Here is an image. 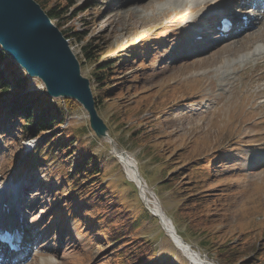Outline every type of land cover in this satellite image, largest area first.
I'll use <instances>...</instances> for the list:
<instances>
[{
    "label": "rangeland",
    "instance_id": "rangeland-1",
    "mask_svg": "<svg viewBox=\"0 0 264 264\" xmlns=\"http://www.w3.org/2000/svg\"><path fill=\"white\" fill-rule=\"evenodd\" d=\"M51 1L61 3L60 31L71 35L68 46L92 94L96 64L85 59V49L98 62L112 63L104 83L108 99L96 108L97 116L116 146L136 160L177 231L213 264H264V40H257L264 29L221 43L208 32L199 46L192 43L202 31L195 22L213 11L205 13L203 5L186 12L173 0H72V6ZM234 2L225 11L236 19ZM27 79L26 90H45L38 77ZM10 92L0 93V190L25 183L28 228L25 257L13 264H123L115 258L125 241L150 245L148 262L133 264H192L146 212L83 106L68 112L60 126L82 131L78 144L68 148L70 156L37 158L48 133L24 132L22 120L5 116ZM51 97L55 104L66 98ZM81 151L100 163L96 191L106 187L118 204L112 211L129 215L123 223L131 229L120 228L125 236L119 241L108 236L119 228L112 213L103 215L112 222L106 224L97 202L90 212L86 197L67 193L64 175ZM223 245L235 252L233 261L220 262L216 247Z\"/></svg>",
    "mask_w": 264,
    "mask_h": 264
},
{
    "label": "trees",
    "instance_id": "trees-1",
    "mask_svg": "<svg viewBox=\"0 0 264 264\" xmlns=\"http://www.w3.org/2000/svg\"><path fill=\"white\" fill-rule=\"evenodd\" d=\"M43 11L47 14L49 19L60 29V25L57 20L61 18L64 13H62L63 8L61 7L60 1L57 4L52 3L51 0H35ZM69 6H72L74 2L72 0L68 1ZM68 8V6L66 7ZM66 10V9H65ZM65 12V11H64ZM56 22V23H55ZM65 37H69L64 32H62ZM94 51L85 49V59L87 61H93L95 67L93 69V79L96 82L94 86L97 91L93 94V99L95 107L98 108L104 100L108 99L109 90L107 89L105 81L107 77V72L112 68V63L109 61L102 60L98 62ZM16 63L0 48V93L10 92L9 104L7 106L5 116L10 120H22L21 129L24 132L30 134H39L44 136L40 147L37 149V158H41L44 154H55L57 159L68 158L70 153H68V148L71 147L72 143L78 144L77 135L82 131L67 129L65 127H60L64 123V118L66 114L70 111L76 110L79 106L77 101L71 98H65L63 102L55 104L52 101V97L49 96L44 90L42 91H30L26 90L28 87V79L23 73H18L16 69ZM133 134V133H132ZM61 162V161H60ZM62 163H65L62 160ZM96 157L92 155L89 151L80 152L78 159H76L75 164L71 169H67L65 173V178L68 181L67 193H72L71 196L78 195V197H86L85 204L88 206L90 212L95 211L93 209V204L91 202H97L99 205L98 216L106 224L112 223L111 220L104 219L103 215L105 213L110 214L115 217L119 225L118 229L113 228L110 231V239L112 242L121 240L125 234H123L122 229H131L132 224L129 222L123 223V221L129 219V215L124 212L119 215V211L113 212L118 209V204L111 200L110 195L107 194V189H99L100 181V166ZM173 173L172 175H174ZM170 176L166 180L169 179ZM100 188V187H99ZM147 212V211H146ZM118 215V216H117ZM122 228V229H120ZM134 239V238H133ZM122 250L120 249L121 255L116 257V261L122 259L120 262L133 264L134 262L140 261L142 259L145 262L149 260V252L151 251L150 245H147L142 241L136 244H130L129 241H125L122 245ZM126 246V247H125ZM229 246H219L216 247L217 256L222 263V261H233V255L235 252L231 251ZM243 264V262L241 263Z\"/></svg>",
    "mask_w": 264,
    "mask_h": 264
},
{
    "label": "water",
    "instance_id": "water-1",
    "mask_svg": "<svg viewBox=\"0 0 264 264\" xmlns=\"http://www.w3.org/2000/svg\"><path fill=\"white\" fill-rule=\"evenodd\" d=\"M0 44L29 76L42 80L49 95L77 100L89 112L93 130L103 124L68 42L35 1L0 0Z\"/></svg>",
    "mask_w": 264,
    "mask_h": 264
},
{
    "label": "bare ground",
    "instance_id": "bare-ground-1",
    "mask_svg": "<svg viewBox=\"0 0 264 264\" xmlns=\"http://www.w3.org/2000/svg\"><path fill=\"white\" fill-rule=\"evenodd\" d=\"M148 1H150V0H148ZM173 1H175L176 3H179V5H182V6L184 5L183 8H184V11H186V12L189 11V10H193L194 11L195 8L201 7L200 5H203L204 8H206L205 13L207 11H212L213 10L211 13L205 14V16L202 17L201 20H198V21L195 22V25L196 26H199V25L202 26V31L199 33V37L200 38L198 40L194 39V41L192 42L193 44L198 43L200 40H202L205 37H207L206 34L209 31L212 32L211 29L214 28L213 27V22H214L213 20H214V18L212 17L213 12L215 10H218V11H220L219 14L223 16V15H225L227 13V11H225L227 9L226 8L227 4L234 2V0H230V2H226V0H215L214 3H211L212 0H173ZM128 2L131 3V1H128ZM244 3H245V0L243 2H241V1L236 2V0H235V2H234V4H236V5L238 4L239 5L238 7L240 8V11H242L241 15H247V19H246L245 23L243 22L241 24V26H247L248 27L250 23H251L250 26H252V21L251 20L254 19V18H257V19L259 18L260 19L259 22H257L254 25V28L251 29L250 31H254L255 28L258 31L261 30V29H264V14L263 13L262 14H259V13L254 12V11H248V13H247V11L242 6ZM216 6H217V8H216ZM222 16H220V17H222ZM242 20L243 19H240V22H242ZM235 29H236V27H234V29H232V32ZM240 37H242V36H239L238 38H240ZM257 40H260V41L261 40H264V35H260L257 38ZM206 43H207V45H209L208 42H206ZM57 96H63V95H57ZM94 130L96 131L97 134H99L103 138H105L107 140L110 139L109 138V135H108V131L104 127L103 124L97 125ZM113 149H114V152H115L116 157H118V159L121 162V164H122L125 172L127 173L128 177L131 180H133L134 182L139 183L140 186H141V188L142 187L144 188L145 186L143 185V181H142L140 175L138 174V171H137V168H136L137 166H136V163L134 161V158L132 156H130L129 154H127L124 150L117 149L116 147H114ZM20 186H22V188H23V185L22 184ZM5 187H9L8 190L10 191V187H11L10 183H7L5 185ZM147 189L150 190V188H147ZM147 189L141 190L140 196L146 201V203H150L149 202V199H148V196L145 193L146 191H144V190H147ZM3 202H6V203L9 202L8 193L6 191V188L0 190V203H3ZM151 208L154 210L155 213L159 214V216L161 217L162 225L165 228L171 229V227H170V224L171 223H169L167 221V219L165 218V217H167V215L165 214V212L163 211V209L160 207L159 203H153V205L151 206ZM5 216H6L5 219H7L8 221H11L12 220V216L10 214L9 215H5ZM169 234H171V237L173 239V242H174L176 248L178 250H180L183 253V255L186 258H188V260H190V262L192 264H206L200 258V256L194 250H192L191 247L188 246L187 243H184L183 241H181L179 239V237H177V233L174 234L173 232H171ZM9 260H11V259H9V257H8V259H6V261H9ZM14 261H15V259L12 260V262H14Z\"/></svg>",
    "mask_w": 264,
    "mask_h": 264
}]
</instances>
